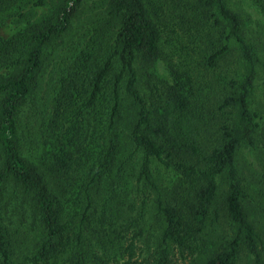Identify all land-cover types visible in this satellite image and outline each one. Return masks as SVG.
Here are the masks:
<instances>
[{
    "label": "trees",
    "instance_id": "1",
    "mask_svg": "<svg viewBox=\"0 0 264 264\" xmlns=\"http://www.w3.org/2000/svg\"><path fill=\"white\" fill-rule=\"evenodd\" d=\"M259 41L229 0H0V264H264Z\"/></svg>",
    "mask_w": 264,
    "mask_h": 264
},
{
    "label": "rangeland",
    "instance_id": "2",
    "mask_svg": "<svg viewBox=\"0 0 264 264\" xmlns=\"http://www.w3.org/2000/svg\"><path fill=\"white\" fill-rule=\"evenodd\" d=\"M230 4L240 11L246 22V30L250 35H254L259 41L262 50H264V24L262 15L256 9V7L250 2V0H229ZM258 99L264 98V72L261 73L258 79ZM246 156L251 158L249 152H246Z\"/></svg>",
    "mask_w": 264,
    "mask_h": 264
}]
</instances>
